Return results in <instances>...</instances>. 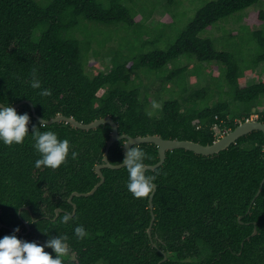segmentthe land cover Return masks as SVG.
I'll return each mask as SVG.
<instances>
[{
  "label": "trees",
  "instance_id": "trees-1",
  "mask_svg": "<svg viewBox=\"0 0 264 264\" xmlns=\"http://www.w3.org/2000/svg\"><path fill=\"white\" fill-rule=\"evenodd\" d=\"M178 1L166 4L171 9ZM262 2L206 3L161 49L160 37L151 39L155 30L144 25V17L137 20L135 0H0V104L14 107L29 101L44 120L63 115L89 124L111 117L120 135L212 145L218 140L215 127L229 133L253 116L264 123V9L258 13L260 31L253 34L258 50L247 69L243 57L218 50L202 34ZM99 26L134 29L139 46L127 51L124 38L120 44L112 41L119 44L112 48L109 41L96 38ZM106 57L109 64L100 70L98 63ZM182 58L197 60L202 76L212 65L220 74L203 77L206 85L192 88L187 68L176 66ZM33 69L51 96L30 87ZM141 74L161 76L178 89L177 96L162 102L157 116L146 114L153 102L137 84ZM251 74L252 83L247 80ZM16 111L30 116V134L33 126L40 127L29 104ZM39 130L68 139L69 158L59 169H37L40 156L31 140L12 146L0 142V219L7 226H0V238L15 234L44 244L50 236L66 235L70 252L63 264H159L164 255L168 260L162 264H264V186L252 203L264 180L262 132L254 131L211 156L168 151L161 167L148 170L157 186L151 240V193L135 198L126 187V168L103 169L105 182L94 195L69 202L73 193H89L100 182L96 168L104 164L110 125L85 131L57 123ZM125 142L109 149L111 164H121ZM138 147L151 157L147 166L160 161L156 145ZM71 151L78 153L76 159ZM57 209L63 210L58 217ZM66 213L73 215L68 224L62 223ZM78 225L88 233L82 240L74 233ZM255 228L257 235L252 236ZM45 251L55 258L52 249Z\"/></svg>",
  "mask_w": 264,
  "mask_h": 264
},
{
  "label": "rangeland",
  "instance_id": "rangeland-1",
  "mask_svg": "<svg viewBox=\"0 0 264 264\" xmlns=\"http://www.w3.org/2000/svg\"><path fill=\"white\" fill-rule=\"evenodd\" d=\"M215 0H179L171 9L166 4V0H135L136 11L139 14L137 20L145 18L144 25L149 29L155 30L151 34V39L158 40V47L166 49L169 46L170 40L175 39L176 35L182 31L195 17L197 11L202 8L206 3ZM261 9H264L263 2L254 5L247 10L237 13L227 20L221 21L214 27L205 31L202 36L213 40L216 44V48L221 51H227L235 54L236 56L243 57L242 66L249 68L250 57L258 50L256 43L253 41V34L260 31L261 21L258 18V13ZM150 16V17H149ZM146 17L148 19L146 20ZM169 24V27L167 25ZM166 26V27H165ZM99 34L96 38L100 42L109 41V45L118 47L120 41H124L129 45L127 51L130 48H136L139 46L138 41H135L134 29L126 30L123 27L117 29V27H104L99 26ZM247 27V28H246ZM127 38V39H126ZM172 38V39H171ZM145 40L149 39L147 36ZM111 41V42H110ZM117 41V42H112ZM96 47V46H95ZM110 49V48H109ZM95 59L91 57V64L93 65ZM110 57H106L104 63H98L100 70L104 69V66L109 64ZM104 65V66H103ZM177 68H187V80L192 88H198L199 86H205L206 81L203 77L210 79L211 75L217 76L220 74L219 68L215 65L205 67L203 76L198 71L199 63L195 59H180L176 63ZM174 64L169 66V69H173ZM90 71V68L88 67ZM200 76H199V75ZM254 74L248 75L247 80L252 83ZM264 77V76H263ZM137 84L142 86L143 94L149 96L153 103L159 105V109L162 108V102L170 99L172 96H177L178 89L173 86L172 83H165L161 76H146L141 74ZM227 89V86H224ZM152 116H157L158 108H152ZM153 109V110H152ZM256 118V116L254 117Z\"/></svg>",
  "mask_w": 264,
  "mask_h": 264
},
{
  "label": "clouds",
  "instance_id": "clouds-1",
  "mask_svg": "<svg viewBox=\"0 0 264 264\" xmlns=\"http://www.w3.org/2000/svg\"><path fill=\"white\" fill-rule=\"evenodd\" d=\"M30 87L33 89H41L40 95L51 96L50 89H42L41 82L37 77L36 70H32V79ZM159 105L153 103L152 108H158ZM148 116H152L151 111H147ZM30 116L27 113L18 114L12 105L0 106V142L5 145H21L26 139L33 142V147L40 158L35 161L37 169L42 166L50 169H59L67 163L70 154V141L68 139H60L55 131H40L44 127L46 121H41L40 127L33 126L32 133H29L28 125ZM132 143L127 140L126 144ZM78 153L71 151V158L76 159ZM151 159L150 155L138 146L128 147L121 167L126 168L128 179L126 187L135 198H145L155 190L153 181L155 176L146 175V160ZM73 220L71 213H66L62 217V223L68 224ZM16 232L20 229L16 228ZM77 239H84L88 235L83 225L74 228ZM47 234V233H46ZM52 249L56 254L53 255L45 249ZM70 246L66 235L50 236L44 244L28 242L19 239L15 234L5 235L0 238V264H63L64 258L68 256Z\"/></svg>",
  "mask_w": 264,
  "mask_h": 264
},
{
  "label": "water",
  "instance_id": "water-1",
  "mask_svg": "<svg viewBox=\"0 0 264 264\" xmlns=\"http://www.w3.org/2000/svg\"><path fill=\"white\" fill-rule=\"evenodd\" d=\"M24 104H29L31 106V110H32L35 118L38 119L40 122L46 121L45 125H53V124H57V123H67V124H70L73 127L77 128V129L85 130V131L97 129L98 127H100L102 125H106V124L110 125L112 128L111 140L109 141V143L107 145L106 152L104 155V164L99 165L96 168V173L100 178V182L89 193H78V192L73 193L69 199L70 203H72V200L75 196H77V197H90V196L95 194V192L99 189V187L102 186L105 182V176L102 172L103 169L108 168V169H112V170H120L123 168L120 166L121 164L113 165L108 160L109 149L115 143H118L122 140H126V142L124 144V155L126 154L128 147L140 146L143 144H154V145H156L158 147L160 161L156 165L147 167V171L148 170L153 171V170H156L157 168L161 167L164 164V162L166 160V153L168 151H174L177 149H184L186 151L193 152L197 155L211 156V155H215V154H218L222 151L227 150L232 145L236 144L240 138L247 136L254 131H260L264 134V123H261L257 120H249V121H245L244 123L239 124V126L237 128H235L233 131L227 133L225 136L221 137L217 141H215L212 145H206V146L199 144V143L192 142V141L165 140V139H163L157 135L133 138V137L128 136V135H120L118 125L114 122V120L111 117L98 119V120H95L94 122L89 123V124L81 123L72 117H66L63 115H59V116H57L53 119H50V120H44L36 114V111H35L33 104L29 101H23L21 103L16 104L14 106V109L17 110ZM0 106H4V105L0 104ZM129 139L132 140V143L126 144L127 140H129ZM263 186H264V180L261 182L258 193L256 194L252 203H254L255 200L261 194ZM156 190H157V186L155 185V190L151 193L150 199H149L150 212H151L152 218H151L150 226L148 228V235H149L151 240H152V229H153V225L155 223L153 197H154ZM73 206H74L73 215H75L76 210H77V206L75 204H73ZM61 212H63V210L57 209L56 210V217H58ZM239 220L241 221L242 218L240 217ZM0 226L7 227L6 225H4L1 222V219H0ZM255 235H257V229L256 228H255L252 236H255ZM167 260H168L167 255H164V259L159 264H162V263L166 262Z\"/></svg>",
  "mask_w": 264,
  "mask_h": 264
},
{
  "label": "built area",
  "instance_id": "built-area-1",
  "mask_svg": "<svg viewBox=\"0 0 264 264\" xmlns=\"http://www.w3.org/2000/svg\"><path fill=\"white\" fill-rule=\"evenodd\" d=\"M255 116H253L251 118V120H256L257 119V116L256 118H254ZM249 121V120H247ZM215 131H216V134L218 136V139H220L221 137L225 136L227 134V130H223V131H220L217 127H215Z\"/></svg>",
  "mask_w": 264,
  "mask_h": 264
}]
</instances>
